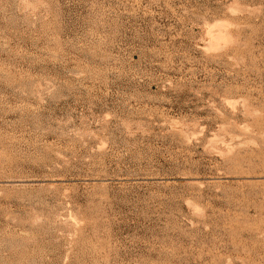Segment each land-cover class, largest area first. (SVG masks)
Here are the masks:
<instances>
[{
	"label": "rangeland",
	"instance_id": "374dc122",
	"mask_svg": "<svg viewBox=\"0 0 264 264\" xmlns=\"http://www.w3.org/2000/svg\"><path fill=\"white\" fill-rule=\"evenodd\" d=\"M0 264H264V0H0Z\"/></svg>",
	"mask_w": 264,
	"mask_h": 264
}]
</instances>
